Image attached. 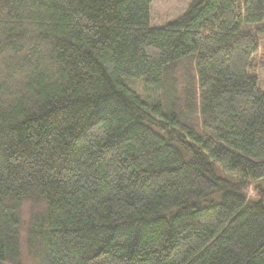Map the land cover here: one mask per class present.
I'll return each instance as SVG.
<instances>
[{
    "label": "trees",
    "instance_id": "16d2710c",
    "mask_svg": "<svg viewBox=\"0 0 264 264\" xmlns=\"http://www.w3.org/2000/svg\"><path fill=\"white\" fill-rule=\"evenodd\" d=\"M152 1L0 0V264H264V0Z\"/></svg>",
    "mask_w": 264,
    "mask_h": 264
},
{
    "label": "rangeland",
    "instance_id": "374dc122",
    "mask_svg": "<svg viewBox=\"0 0 264 264\" xmlns=\"http://www.w3.org/2000/svg\"><path fill=\"white\" fill-rule=\"evenodd\" d=\"M191 0H153L150 4L151 24L153 26H162L169 21L175 20L187 8ZM264 25V22L262 23ZM263 34L259 35V58L256 60V75L264 83V26ZM263 35V36H262ZM140 83L135 82L136 90H140ZM264 90V85H262Z\"/></svg>",
    "mask_w": 264,
    "mask_h": 264
}]
</instances>
